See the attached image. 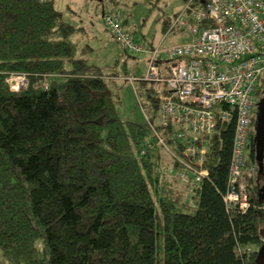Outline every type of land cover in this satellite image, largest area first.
Segmentation results:
<instances>
[{"label": "trees", "instance_id": "obj_1", "mask_svg": "<svg viewBox=\"0 0 264 264\" xmlns=\"http://www.w3.org/2000/svg\"><path fill=\"white\" fill-rule=\"evenodd\" d=\"M76 30L53 0H0V264H256L264 169L247 176V207H226L233 124L216 129L208 177L177 180L179 143L121 121ZM11 73L27 88L11 92Z\"/></svg>", "mask_w": 264, "mask_h": 264}, {"label": "built area", "instance_id": "obj_2", "mask_svg": "<svg viewBox=\"0 0 264 264\" xmlns=\"http://www.w3.org/2000/svg\"><path fill=\"white\" fill-rule=\"evenodd\" d=\"M189 0L170 21L167 31L183 30L190 39L163 49L166 36L155 47H145L124 28L117 12L103 13L104 26L124 53L146 54V72L130 81L160 83L166 87L158 108L150 103L140 109L156 144L168 138L179 143L174 155V177L199 185L209 171L205 158L220 125L233 124L232 151L223 196L226 207H247L245 151L252 130L259 81L264 77V0ZM166 31V32H167ZM9 90L19 93L28 86L26 74L7 75ZM46 88V85H44ZM138 97V96H137ZM160 114L158 132L154 114ZM246 172V177H245Z\"/></svg>", "mask_w": 264, "mask_h": 264}, {"label": "rangeland", "instance_id": "obj_3", "mask_svg": "<svg viewBox=\"0 0 264 264\" xmlns=\"http://www.w3.org/2000/svg\"><path fill=\"white\" fill-rule=\"evenodd\" d=\"M183 5L184 0H161L156 8H151L144 0H53V6L61 13L63 20L77 29L71 36L80 49L77 56L86 59V62L95 66L104 77L114 101L115 111L121 121L144 124L145 119L140 109L139 100L146 111L147 104L150 103L148 94H157L162 97L166 87L160 83L135 81L138 91V95H136L130 81L126 78L134 76L140 80L144 76L147 55L124 53L104 26L103 13L117 12L124 28L134 40L144 44L145 47L150 44L158 46V43L166 36L161 45V48L166 49L190 39L180 28L165 33L162 31L163 21H171ZM258 84L257 102L260 101L262 93H264V82L260 79ZM256 118L255 110L253 121ZM153 120L158 132L163 134L159 128L160 114H154ZM164 153L165 151L162 156L166 157V153ZM249 156L250 152L247 149L245 151L246 164ZM260 168L264 169V162ZM259 180L262 186L264 180L261 177ZM250 249L256 250L253 247Z\"/></svg>", "mask_w": 264, "mask_h": 264}, {"label": "flooded vegetation", "instance_id": "obj_4", "mask_svg": "<svg viewBox=\"0 0 264 264\" xmlns=\"http://www.w3.org/2000/svg\"><path fill=\"white\" fill-rule=\"evenodd\" d=\"M261 99H264V93H262ZM254 109L257 112V118L255 121H253L252 119V130H251V134H250L249 141H248V150H250L253 153V161L256 167H258L260 163V160H259L260 157L262 158L261 161L264 162V146H262L260 152H258L256 148V126H257L259 116H261L262 113H264L262 112V103L260 101L258 102L256 101ZM255 110H254V113H255Z\"/></svg>", "mask_w": 264, "mask_h": 264}, {"label": "water", "instance_id": "obj_5", "mask_svg": "<svg viewBox=\"0 0 264 264\" xmlns=\"http://www.w3.org/2000/svg\"><path fill=\"white\" fill-rule=\"evenodd\" d=\"M260 102L262 103V112H264V99H261ZM262 146H264V113L259 116L256 126V148L258 152H260ZM259 160V166H261L262 158L260 157ZM256 264H264V244L261 245L257 252Z\"/></svg>", "mask_w": 264, "mask_h": 264}, {"label": "crops", "instance_id": "obj_6", "mask_svg": "<svg viewBox=\"0 0 264 264\" xmlns=\"http://www.w3.org/2000/svg\"><path fill=\"white\" fill-rule=\"evenodd\" d=\"M103 13V12H102ZM155 43V42H154ZM157 44H150V46L149 47H155ZM131 72H133V71H131Z\"/></svg>", "mask_w": 264, "mask_h": 264}]
</instances>
